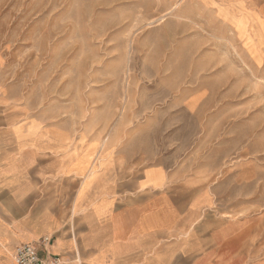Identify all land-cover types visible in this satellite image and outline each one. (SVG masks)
<instances>
[{
    "label": "rangeland",
    "instance_id": "obj_1",
    "mask_svg": "<svg viewBox=\"0 0 264 264\" xmlns=\"http://www.w3.org/2000/svg\"><path fill=\"white\" fill-rule=\"evenodd\" d=\"M214 2L0 0V85L95 162L165 163L264 257V59Z\"/></svg>",
    "mask_w": 264,
    "mask_h": 264
},
{
    "label": "crops",
    "instance_id": "obj_2",
    "mask_svg": "<svg viewBox=\"0 0 264 264\" xmlns=\"http://www.w3.org/2000/svg\"><path fill=\"white\" fill-rule=\"evenodd\" d=\"M214 1L230 6L223 15L243 48L264 59V25L248 28L264 0ZM17 98L0 85V264H17L25 243L70 264H264L246 251L249 219L220 221L211 197L165 163L106 151L95 162L93 147L76 152Z\"/></svg>",
    "mask_w": 264,
    "mask_h": 264
},
{
    "label": "built area",
    "instance_id": "obj_3",
    "mask_svg": "<svg viewBox=\"0 0 264 264\" xmlns=\"http://www.w3.org/2000/svg\"><path fill=\"white\" fill-rule=\"evenodd\" d=\"M17 264H70L61 255L46 253L42 255L39 247L33 243L18 246L14 253Z\"/></svg>",
    "mask_w": 264,
    "mask_h": 264
}]
</instances>
